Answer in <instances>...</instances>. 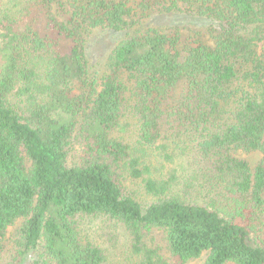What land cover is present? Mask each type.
<instances>
[{"label": "trees", "instance_id": "obj_1", "mask_svg": "<svg viewBox=\"0 0 264 264\" xmlns=\"http://www.w3.org/2000/svg\"><path fill=\"white\" fill-rule=\"evenodd\" d=\"M204 252L264 264V0H0V264Z\"/></svg>", "mask_w": 264, "mask_h": 264}, {"label": "rangeland", "instance_id": "obj_2", "mask_svg": "<svg viewBox=\"0 0 264 264\" xmlns=\"http://www.w3.org/2000/svg\"><path fill=\"white\" fill-rule=\"evenodd\" d=\"M54 12V11H53ZM39 19L43 21L44 14L38 12ZM155 23L159 24H168V25H181V26H191L193 28L202 29L205 28L207 22H204L202 19L197 17H183L180 15H162V16H155ZM163 26V25H162ZM118 34L112 33L110 31H95L93 36L90 38L87 48H86V56L87 60L90 65L93 67H101L102 63L104 62L108 52L115 44L118 39ZM236 156L244 158L248 160L250 163H257L261 161L262 156L259 152H250L246 153L243 151H236ZM132 187V186H130ZM133 190H137V186L132 187ZM141 196V194H140ZM207 253L204 252L197 258L191 259L185 264H202L206 258ZM20 264H26V262H22Z\"/></svg>", "mask_w": 264, "mask_h": 264}]
</instances>
